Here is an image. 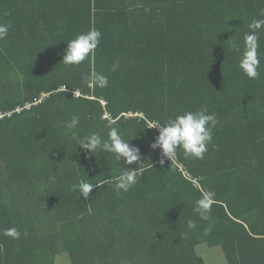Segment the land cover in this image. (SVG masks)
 <instances>
[{
    "label": "trees",
    "instance_id": "1",
    "mask_svg": "<svg viewBox=\"0 0 264 264\" xmlns=\"http://www.w3.org/2000/svg\"><path fill=\"white\" fill-rule=\"evenodd\" d=\"M262 11L264 0H0L11 26L0 39V264H206L202 245L228 264H264V29L258 78L239 67ZM92 27L95 55L65 65L68 40ZM93 72L108 86L89 87ZM202 107L218 120L202 159L151 147L150 124ZM74 115L77 135L106 140L116 127L139 148L129 191L115 188L123 160L73 139ZM81 180L102 187L85 199ZM202 194H214L208 220L193 211Z\"/></svg>",
    "mask_w": 264,
    "mask_h": 264
},
{
    "label": "clouds",
    "instance_id": "2",
    "mask_svg": "<svg viewBox=\"0 0 264 264\" xmlns=\"http://www.w3.org/2000/svg\"><path fill=\"white\" fill-rule=\"evenodd\" d=\"M264 16V11L261 12ZM10 25H0V39L4 38ZM249 32L244 36L243 51L240 55L239 67L244 74L250 79H256L259 76V67L261 57L258 55L259 47V32L264 29V19H254L248 25ZM102 38V33L95 27L90 28L86 32H81L74 39L68 40V46L63 56L65 65H79L86 59L95 55V50L99 46ZM119 61H114L111 66V71L119 70ZM108 77L103 73L93 72L87 78L89 87L97 86L105 88L108 86ZM78 95V93H76ZM80 123V116L74 115L69 122L66 123V128L71 132L73 139L77 140L84 150L94 153L97 149L108 153H114L117 161L123 160L128 165L123 169L118 176L114 178L115 188L117 191H129L137 182V178L143 174V163L141 161V153L137 146L131 145V140H125L120 131L116 127H111L108 131V138L102 139L98 133H91L85 136H79L74 129ZM218 123L215 113H208L206 107H202L198 111H186L183 114H178L175 118H169L167 123L160 124L153 122L148 128L158 129L151 147L160 149L162 156L171 161L176 156L179 149H182L185 157H193L202 159L208 150V145L213 142V129ZM138 163V168H130L129 165ZM164 164V159L160 161ZM94 187H102L101 184H92L81 180L79 184L73 185L74 191H79L85 199L89 198ZM214 203V194H202L195 202L194 212L199 214L201 219L208 220L212 204ZM196 224L188 221V228L193 229ZM211 230L205 229V234ZM5 235L19 239L21 233L16 228H11L5 231Z\"/></svg>",
    "mask_w": 264,
    "mask_h": 264
},
{
    "label": "rangeland",
    "instance_id": "3",
    "mask_svg": "<svg viewBox=\"0 0 264 264\" xmlns=\"http://www.w3.org/2000/svg\"><path fill=\"white\" fill-rule=\"evenodd\" d=\"M198 253L205 260L206 264H228L221 248L211 249L206 245H202L199 247ZM56 264H71V261L67 254H63L57 258Z\"/></svg>",
    "mask_w": 264,
    "mask_h": 264
},
{
    "label": "built area",
    "instance_id": "4",
    "mask_svg": "<svg viewBox=\"0 0 264 264\" xmlns=\"http://www.w3.org/2000/svg\"><path fill=\"white\" fill-rule=\"evenodd\" d=\"M80 94L78 93V96H79Z\"/></svg>",
    "mask_w": 264,
    "mask_h": 264
},
{
    "label": "crops",
    "instance_id": "5",
    "mask_svg": "<svg viewBox=\"0 0 264 264\" xmlns=\"http://www.w3.org/2000/svg\"><path fill=\"white\" fill-rule=\"evenodd\" d=\"M199 249V248H198ZM201 257V256H200Z\"/></svg>",
    "mask_w": 264,
    "mask_h": 264
}]
</instances>
